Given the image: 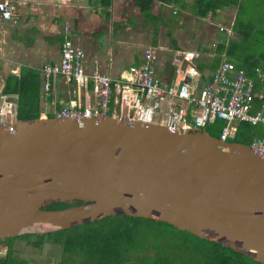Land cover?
I'll return each instance as SVG.
<instances>
[{
    "label": "water",
    "instance_id": "95a60500",
    "mask_svg": "<svg viewBox=\"0 0 264 264\" xmlns=\"http://www.w3.org/2000/svg\"><path fill=\"white\" fill-rule=\"evenodd\" d=\"M57 202L73 206L47 209ZM124 215L264 264V158L207 130L132 122L126 110L18 120L13 132L0 124L1 241Z\"/></svg>",
    "mask_w": 264,
    "mask_h": 264
},
{
    "label": "crops",
    "instance_id": "0c3cea01",
    "mask_svg": "<svg viewBox=\"0 0 264 264\" xmlns=\"http://www.w3.org/2000/svg\"><path fill=\"white\" fill-rule=\"evenodd\" d=\"M13 1L16 16L0 23V95H15L5 93L10 76L37 74L39 118L56 117L72 103L93 107L92 89L86 93L65 78H57L50 95L43 92L41 69L59 64L66 33L85 52L88 71L98 67L113 79L139 66L146 49L155 50L156 77L164 85L181 80L179 56L201 73V86L223 63L246 72L244 66L257 64L251 75L256 69L264 73V53L254 57L240 43L254 33L239 29L243 0ZM232 43L236 47L229 54Z\"/></svg>",
    "mask_w": 264,
    "mask_h": 264
},
{
    "label": "built area",
    "instance_id": "2783aa9c",
    "mask_svg": "<svg viewBox=\"0 0 264 264\" xmlns=\"http://www.w3.org/2000/svg\"><path fill=\"white\" fill-rule=\"evenodd\" d=\"M17 14L13 0H0V23ZM157 55L146 49L139 66H131L121 78L113 79L98 67L87 70L85 52L66 33L60 62L42 69L43 92H54L57 78H65L86 93L92 89L93 107L71 104L56 113L57 118L86 119L104 115L120 116L126 110L132 122L164 126L170 130L202 131L224 122L219 140H234L242 123L260 131L249 148L264 158V73L254 76L230 63H223L211 79L199 84L201 73L187 66L179 70L181 80L169 85L156 77ZM19 96L0 95V124L15 131ZM120 110V114H117Z\"/></svg>",
    "mask_w": 264,
    "mask_h": 264
},
{
    "label": "trees",
    "instance_id": "16d2710c",
    "mask_svg": "<svg viewBox=\"0 0 264 264\" xmlns=\"http://www.w3.org/2000/svg\"><path fill=\"white\" fill-rule=\"evenodd\" d=\"M236 47L230 44L229 54ZM224 48L220 46L219 51ZM249 66V67H248ZM248 73L253 74L259 65H248ZM39 78L35 73L21 74L20 77L10 76L5 87V93H13L19 96L18 119L33 120L39 118ZM224 127V122L218 121L207 132L218 138ZM260 131L257 128L242 123L239 132L232 142L250 145ZM81 202H78V205ZM68 203H54L47 209L58 210L72 207ZM164 228H169L170 233L182 232V242L175 243L174 247H164ZM140 235L142 239H140ZM24 240H32V246L42 249L45 244L59 245L62 248V260L60 264H259L248 256L238 253L232 248L224 247L215 242L198 238L188 232L180 231L166 223L149 219L129 216L106 217L95 222L69 230L51 232L48 234H26ZM155 239L150 246L153 257L148 254L143 257L136 254L142 246L150 244L149 238ZM187 237L194 240V245L187 242ZM162 239L164 242H160ZM10 240V239H8ZM14 240V239H13ZM12 240V241H13ZM18 240V237L15 238ZM12 244L5 258H0V264H18V260L12 256ZM157 249H159L157 251ZM135 253L134 255H132Z\"/></svg>",
    "mask_w": 264,
    "mask_h": 264
},
{
    "label": "rangeland",
    "instance_id": "374dc122",
    "mask_svg": "<svg viewBox=\"0 0 264 264\" xmlns=\"http://www.w3.org/2000/svg\"><path fill=\"white\" fill-rule=\"evenodd\" d=\"M241 6V11L237 17V22L239 25V29L248 33V35L254 33L248 37L251 39L257 40L256 42H251V39L243 40L240 43L247 44L250 48L248 49V53H252L254 57H258L264 53V32H259V29L264 31V0H243ZM257 5V6H256ZM251 18V19H249ZM249 19V21H247ZM257 26V27H256ZM247 28V29H246ZM259 38V40L257 39ZM252 43L253 46L250 44ZM259 58V57H258ZM117 114H120V110H117ZM111 115V114H110ZM234 141V140H230ZM165 232L171 234L169 236L165 235L163 237L165 242L160 239V242H164L161 246L164 247H174L175 243H184L182 239L184 238L182 232H174L170 233L169 228H164ZM23 235L18 237V240L13 239H6V241L0 242V258H5L8 254L10 247L9 245L12 244V257L17 259L19 262L18 264H60L62 260V248L59 245H51L45 244L42 249H38L32 246V239L24 240ZM187 242L185 244L190 243L194 245V240L192 238L187 237ZM28 239V238H27ZM140 239H142L140 235ZM185 239V238H184ZM13 240V241H12ZM35 241V240H34ZM155 239L153 240L152 237L149 238L150 244L147 246H142L137 250L136 254L140 256L152 254L154 249H151V245L154 243ZM159 249H157L158 251ZM133 253L132 255H134ZM153 257L154 255H150ZM69 264V262H68ZM144 264V263H142Z\"/></svg>",
    "mask_w": 264,
    "mask_h": 264
},
{
    "label": "clouds",
    "instance_id": "9594fccd",
    "mask_svg": "<svg viewBox=\"0 0 264 264\" xmlns=\"http://www.w3.org/2000/svg\"><path fill=\"white\" fill-rule=\"evenodd\" d=\"M109 116H112V115H109ZM230 142H232V141H230ZM5 241H6V240H5ZM0 242H3V241L0 240Z\"/></svg>",
    "mask_w": 264,
    "mask_h": 264
}]
</instances>
